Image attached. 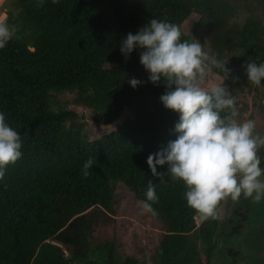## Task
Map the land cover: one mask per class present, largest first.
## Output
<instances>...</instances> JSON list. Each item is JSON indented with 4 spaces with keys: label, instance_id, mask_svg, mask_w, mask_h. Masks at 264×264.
<instances>
[{
    "label": "trees",
    "instance_id": "16d2710c",
    "mask_svg": "<svg viewBox=\"0 0 264 264\" xmlns=\"http://www.w3.org/2000/svg\"><path fill=\"white\" fill-rule=\"evenodd\" d=\"M11 4L16 10L7 18L16 35L0 49V110L20 132L23 155L6 165L0 180V264H140L123 252L116 233L96 232L114 218L116 188L142 202L149 182L158 196L150 201L155 214L149 213L162 230L154 264H237L240 250L231 245H223L229 259L215 257L218 237L222 233L233 237L251 227L257 218L252 217L253 209L260 215L257 209H264V203L256 205L242 194L238 203H231L232 215L226 222L219 204L217 216L201 219L186 203L182 180L150 171L147 155L175 138L179 114L159 99L165 90L163 80H148L139 62L142 49L125 57L120 41L152 17L181 28V22L196 13L199 27L209 33V51L232 69L225 83L244 119L246 105L239 106L238 95L249 81L246 63L264 60V12L237 23L241 0L43 4L11 0ZM181 33L182 40L193 39L182 29ZM211 69L223 79L222 69ZM131 77L142 83L132 87ZM64 94H73L74 104L92 110L98 125L116 123L124 109L130 114L115 129L91 139L85 123L77 120V111L60 99ZM89 157L93 164L84 175ZM165 169L166 165L157 166L162 174ZM258 222L264 230V220Z\"/></svg>",
    "mask_w": 264,
    "mask_h": 264
},
{
    "label": "clouds",
    "instance_id": "9594fccd",
    "mask_svg": "<svg viewBox=\"0 0 264 264\" xmlns=\"http://www.w3.org/2000/svg\"><path fill=\"white\" fill-rule=\"evenodd\" d=\"M41 4L44 0H39ZM180 26L166 19L152 17L135 32L129 31L120 41V51L127 57L133 49L139 52V62L148 72V80H163L165 90L159 99L166 108L178 112L174 124V139L155 152H150L146 163L157 176L169 174L185 185L186 203L201 219L218 215L217 206L230 196L239 199L241 193L259 201L264 198V165L260 149L264 147V133L256 131L253 119H240L232 91L225 80L232 69L218 59L199 39L182 40ZM16 35V27L0 15V49ZM211 66L222 69L223 79L208 87L202 86ZM247 79L256 85L264 80V60H250L244 68ZM233 76L232 79H238ZM136 87L142 83L129 78ZM20 132L0 110V180L5 167L14 163L22 153ZM93 158L84 161V175ZM158 165H166L163 174ZM143 207L155 214L150 201L158 199L155 184L148 183Z\"/></svg>",
    "mask_w": 264,
    "mask_h": 264
},
{
    "label": "rangeland",
    "instance_id": "374dc122",
    "mask_svg": "<svg viewBox=\"0 0 264 264\" xmlns=\"http://www.w3.org/2000/svg\"><path fill=\"white\" fill-rule=\"evenodd\" d=\"M244 3L243 10L235 17V22L242 23L249 16H259L261 12H264V4L258 0H241ZM250 9L252 14L247 10ZM8 10V11H7ZM16 10L15 5L11 4V0H0V15H8V12H14ZM261 17V16H260ZM198 15L192 13L185 21L181 24V29L184 33L190 34L193 38L199 39L204 43L206 49H210L209 46V33H206L202 27H199L197 23ZM221 78L209 69L206 73L205 78L202 82V86L208 87L214 82H220ZM256 91V92H255ZM73 94H64L60 96V99L67 100L68 107L74 109L78 113L79 123H85L86 132L89 134L91 139L99 137L101 134L109 132L117 127L120 120L124 119L130 114L129 109H124L120 120L116 121L112 125H98L93 121V111L85 106H78L72 102ZM264 97V85H256L251 81L245 84V90L238 95L239 106L246 105L243 110L244 119H253L256 117L254 113H258L257 117L264 116V111L258 108L259 99ZM100 133V134H99ZM241 193L240 197L243 196ZM115 214L112 220L105 222L102 225L101 231L97 230V236L99 233H109L119 236L123 243V252L126 254L133 255L138 258L140 264H154L152 261L155 247H157L158 239L162 230L158 225L153 224L157 221L152 218L149 211H147L141 202H139L135 196L121 187L115 189ZM249 201L256 205L264 203V200H254L252 197L247 196ZM235 202L230 196L224 198L219 203L221 219L226 222L231 214V203ZM229 203V204H228ZM238 203V199H237ZM260 211V215L255 213L252 217H257L254 220V224L251 227H244L243 231L233 237H227L224 233L218 237V248L216 250L215 257L218 256L226 257L229 259L227 249L223 252V245H231L232 247L240 250L241 257L237 264H264V230L261 229V223L258 222L264 220V209H257ZM199 220L196 218V223ZM108 230V231H106ZM95 234V233H94ZM106 235V234H105ZM215 258V259H216ZM212 264H217L214 261Z\"/></svg>",
    "mask_w": 264,
    "mask_h": 264
},
{
    "label": "flooded vegetation",
    "instance_id": "af4514ba",
    "mask_svg": "<svg viewBox=\"0 0 264 264\" xmlns=\"http://www.w3.org/2000/svg\"><path fill=\"white\" fill-rule=\"evenodd\" d=\"M262 85H264V83H262ZM258 108L261 109L262 111H264V97L263 96L259 99ZM257 114H258L257 112L254 113V115L256 116V117H254V120L256 122V129L255 130L258 132L264 133V116H261L263 114H260V117L259 116L257 117ZM260 153H262L261 156H262V160H263V158H264V147H262L260 149Z\"/></svg>",
    "mask_w": 264,
    "mask_h": 264
},
{
    "label": "bare ground",
    "instance_id": "6f19581e",
    "mask_svg": "<svg viewBox=\"0 0 264 264\" xmlns=\"http://www.w3.org/2000/svg\"><path fill=\"white\" fill-rule=\"evenodd\" d=\"M60 2V1H59ZM53 4V3H52ZM49 6V5H48ZM39 7V6H38ZM42 7V6H41ZM143 8H144V6H143ZM50 9V8H49ZM55 9V8H54ZM43 10V9H42ZM8 11V10H7ZM51 11V10H50ZM187 11V10H186ZM49 13V12H48ZM19 14V13H18ZM16 16V15H15ZM14 18V17H13ZM188 18V17H187ZM178 19V18H177ZM171 21V20H170ZM20 22H22V21H20ZM182 23V22H181ZM203 28V27H202ZM185 32V31H184ZM240 38V37H239ZM225 52V51H224ZM219 53V52H218ZM228 52H226V54H227ZM213 68V67H212ZM256 92V91H255ZM111 123V122H110ZM100 134V133H99Z\"/></svg>",
    "mask_w": 264,
    "mask_h": 264
}]
</instances>
